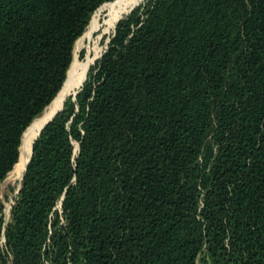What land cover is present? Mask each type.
<instances>
[{"label": "trees", "instance_id": "16d2710c", "mask_svg": "<svg viewBox=\"0 0 264 264\" xmlns=\"http://www.w3.org/2000/svg\"><path fill=\"white\" fill-rule=\"evenodd\" d=\"M107 1L0 0V187ZM65 102L0 264H264V0H143Z\"/></svg>", "mask_w": 264, "mask_h": 264}, {"label": "bare ground", "instance_id": "6f19581e", "mask_svg": "<svg viewBox=\"0 0 264 264\" xmlns=\"http://www.w3.org/2000/svg\"><path fill=\"white\" fill-rule=\"evenodd\" d=\"M143 0H139L132 7L128 8L129 0H113V2L103 8L107 12V17L103 25H99L97 21H94L91 25L90 35H96L98 32L101 33L100 36L104 37L111 33L113 28L118 25L119 21L128 13L132 11L136 6H138ZM117 24V25H116ZM116 28V27H115ZM115 30V29H114ZM98 42V41H97ZM94 52H97L95 47ZM88 66H81L75 61L69 71L67 82L60 92L61 94L58 98L48 107L40 116H38L28 129L23 145L21 146L22 152L20 150V162L14 169L12 173L6 179L7 181L11 178L18 179L19 176L24 174L25 168L28 161L31 158L32 146L36 138L38 137L41 129L44 125L51 119V117L65 104L66 99L72 95L76 88L83 82L86 77ZM80 88V87H79ZM12 180V179H11ZM15 180V179H14ZM10 211L7 214V220L10 218Z\"/></svg>", "mask_w": 264, "mask_h": 264}, {"label": "rangeland", "instance_id": "374dc122", "mask_svg": "<svg viewBox=\"0 0 264 264\" xmlns=\"http://www.w3.org/2000/svg\"><path fill=\"white\" fill-rule=\"evenodd\" d=\"M138 1L139 0H129L130 3L128 4L127 9L131 5L137 3ZM112 2H113V0H109V1L105 2L95 12V14L93 15V17L89 23V26L86 29V32L84 33V35L81 38L78 39L79 40V41H77L78 43L76 42L77 44H75L73 63L75 61H77V63L79 65L88 66V68H87L86 77L84 78L83 82L76 88L75 92L67 98V100L72 96L74 97V94L76 92L81 91V89H82V87H83V85L87 79V76L89 74L90 68L92 66H94L96 64L97 60H99L102 57V55L104 54V52L106 51V49L108 47V44L110 43L111 37L115 32L114 29L116 26L113 28L111 33H109L108 35H106L104 37L100 36L101 35L100 32H98L96 35H90V31H91V25L94 21H97L99 23V25H103V23L105 22V19L107 17V12L105 10H103V8L105 6L111 4ZM95 47L97 48V52H94ZM21 176H19V178ZM6 179L1 184V187H0L1 197H2V200L4 203V207H5V210H4L5 221H7L8 211H10V208H12V206L14 204V200H15L16 196L18 195V191H19L20 186H21V181L16 179V177L15 178L13 177V178H11L12 180L9 179L8 181ZM3 245H4V242L2 243L1 247H3ZM198 264H204V262L202 261V257L199 259Z\"/></svg>", "mask_w": 264, "mask_h": 264}, {"label": "water", "instance_id": "95a60500", "mask_svg": "<svg viewBox=\"0 0 264 264\" xmlns=\"http://www.w3.org/2000/svg\"><path fill=\"white\" fill-rule=\"evenodd\" d=\"M139 6V5H138ZM138 6H136L134 9H132V11L128 14V15H130ZM127 15V16H128ZM127 16H125V17H127ZM125 17H123L122 19H124ZM121 19V20H122ZM120 20V21H121ZM119 21V22H120ZM79 92H76L75 94H74V97H76L77 96V94H78ZM58 96V95H57ZM64 109V106L62 107V109H60L59 111H57L52 117H51V119L44 125V127L41 129V131H40V133H39V135H38V137L40 136V134H41V132L44 130V128L56 117V115H58L62 110ZM38 137L36 138V140L38 139ZM35 140V141H36ZM35 141H34V143H35ZM34 143H33V146H34ZM22 146V145H21ZM33 146H32V154H31V158H32V155H33ZM20 150H21V148H20ZM77 150H79V146L76 148V151ZM31 158H30V160L28 161V164H27V166L29 165V163H30V161H31ZM20 159V158H19ZM27 166H26V168H27ZM15 168V167H14ZM26 168H25V171H26ZM25 171H24V174H23V177H22V180H21V186H20V189H19V191H18V194L20 193V191H21V189H22V183H23V179H24V175H25ZM11 211H12V208H11ZM10 218H11V212H10ZM9 218V219H10ZM7 220L6 221V226L8 225V223H9V221L10 220ZM5 241H6V239H5V236H4V238H3V241H2V243L4 242L5 243ZM2 243H1V245H2Z\"/></svg>", "mask_w": 264, "mask_h": 264}]
</instances>
